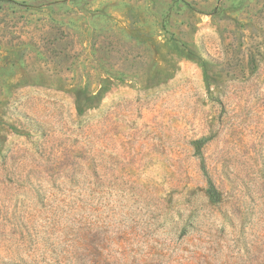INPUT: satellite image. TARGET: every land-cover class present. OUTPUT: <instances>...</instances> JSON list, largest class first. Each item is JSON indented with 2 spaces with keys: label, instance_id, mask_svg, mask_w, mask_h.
<instances>
[{
  "label": "rangeland",
  "instance_id": "374dc122",
  "mask_svg": "<svg viewBox=\"0 0 264 264\" xmlns=\"http://www.w3.org/2000/svg\"><path fill=\"white\" fill-rule=\"evenodd\" d=\"M0 264H264V0H0Z\"/></svg>",
  "mask_w": 264,
  "mask_h": 264
},
{
  "label": "trees",
  "instance_id": "16d2710c",
  "mask_svg": "<svg viewBox=\"0 0 264 264\" xmlns=\"http://www.w3.org/2000/svg\"><path fill=\"white\" fill-rule=\"evenodd\" d=\"M210 184L211 185H210L209 192L211 193L212 198L215 199V197L217 196V190L215 189L212 183Z\"/></svg>",
  "mask_w": 264,
  "mask_h": 264
}]
</instances>
